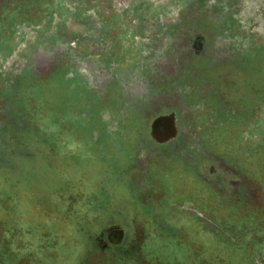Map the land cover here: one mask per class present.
I'll list each match as a JSON object with an SVG mask.
<instances>
[{"label":"flooded vegetation","instance_id":"af4514ba","mask_svg":"<svg viewBox=\"0 0 264 264\" xmlns=\"http://www.w3.org/2000/svg\"><path fill=\"white\" fill-rule=\"evenodd\" d=\"M153 2L130 0L119 9L109 0H0V61L18 47L22 55L16 76L6 79L0 71L6 105L0 130L24 118L12 102L20 81L49 85L65 78L79 85L84 99L74 113L86 117L93 110L101 118L104 126L96 119L87 126L93 141L111 134L103 170L114 193L130 197L133 211L131 224L118 211L110 214L114 223L88 240L97 251L108 248L113 262L133 264H264V177L256 167L257 158L264 167V87L260 93L241 77L242 62H251L259 45L243 53L221 50V31L235 27L228 16L218 24L210 15H167L151 31L162 56L134 40L145 34ZM201 27L208 36L195 30ZM84 101L91 110L83 111ZM247 115L256 116L253 128L239 132ZM121 135L134 140L121 144ZM208 231L215 239L189 237Z\"/></svg>","mask_w":264,"mask_h":264},{"label":"rangeland","instance_id":"374dc122","mask_svg":"<svg viewBox=\"0 0 264 264\" xmlns=\"http://www.w3.org/2000/svg\"><path fill=\"white\" fill-rule=\"evenodd\" d=\"M109 1L112 6L121 9L130 0ZM152 2L148 27L143 28L145 34L140 38H134L135 41L138 42L139 39L141 45L156 48V51L163 56V51L157 45L158 34L155 36L156 33L151 31L153 28L155 30V26L163 22L167 15L177 20H183L185 16L191 17V15L192 18L210 15L213 19L217 17L215 22L218 24H222L219 22L221 17L228 16L235 27L224 28L221 31L224 38V42L220 43L221 50L231 54L243 53L247 47L259 45V48L253 49V56L256 57L252 58L251 62L250 60L242 62L244 69L241 77L254 84L249 83L250 88L256 87L260 93L262 92L264 52L260 53V48L264 47V5H262L264 0H152ZM105 17L108 20L113 18L110 14ZM195 30L208 36L207 31L202 27ZM39 49L47 51L43 48ZM19 51L20 47L15 49V53L8 60L3 63L0 61V66H3L0 71L6 74L2 75L3 78L16 76L14 71L20 69L22 58ZM57 53L58 51L55 50L54 55ZM10 61L15 63L10 64ZM130 65L125 67L131 68ZM78 66L85 73L86 65L78 62ZM106 68L107 65L104 66V69ZM111 68H113L112 64L109 70ZM253 68L256 69L254 71L256 73L252 79ZM50 80L52 83L49 85L20 81L15 87L16 94L13 92L12 96V102L16 104L18 110L14 105L12 107L17 110L16 114L19 117L24 118H20V125L9 124L5 130H0L2 131L0 264H91V260L95 264H133L127 260L121 261L117 257L116 262H113L111 250L104 248L106 251L101 253L97 251L93 242L88 241L107 224L114 223L115 218L111 215L117 211L120 214H115L116 217L123 222L132 223L130 197L114 193V183L103 170L104 163L106 165L110 157L106 155L108 153L104 155L102 149L106 147L105 151H107L110 147L111 134L104 135L103 141H93L95 135L87 126L92 119H96V125L99 127L104 126L101 118L97 113L94 115V111L90 108L87 109L86 101L83 111L91 110L92 114L78 117L79 115L74 113L84 99V95L80 93V91L85 93L84 89L79 85L69 86L65 78L64 81ZM238 81L239 85H243L241 80ZM244 93L248 96V92ZM232 95L235 96L234 93ZM4 103L5 100L0 101L2 113L6 106ZM106 117L107 123L112 124L111 117L108 115ZM115 117L118 118L117 115ZM255 117L247 115L238 127L239 132L245 133L249 127L253 128L252 122ZM133 137L134 135H121L119 141L121 144L130 143L133 142ZM4 140H9L7 143L13 145L16 143V146L11 145L9 148L5 146ZM138 142L144 143L140 139ZM87 146L85 150L84 147ZM97 153L103 159L99 160ZM256 167L257 172L262 171L261 176L264 177L261 159H256ZM103 182L105 188L101 192L100 186ZM160 188L163 190V185L160 184ZM159 200L161 201L159 211L166 212L165 203ZM155 217L160 218L158 215ZM125 228L127 231L124 240L130 235L129 228ZM186 231L189 232L187 229ZM97 237L102 236L99 233ZM189 237L215 239L210 231L207 235L196 233ZM6 246L9 252L6 251Z\"/></svg>","mask_w":264,"mask_h":264},{"label":"trees","instance_id":"16d2710c","mask_svg":"<svg viewBox=\"0 0 264 264\" xmlns=\"http://www.w3.org/2000/svg\"><path fill=\"white\" fill-rule=\"evenodd\" d=\"M6 251L9 252V249L7 248V246H6ZM7 252H6V253H7ZM0 259H1V258H0Z\"/></svg>","mask_w":264,"mask_h":264}]
</instances>
